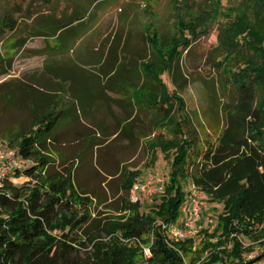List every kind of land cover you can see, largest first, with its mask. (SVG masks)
I'll use <instances>...</instances> for the list:
<instances>
[{"label":"trees","instance_id":"obj_1","mask_svg":"<svg viewBox=\"0 0 264 264\" xmlns=\"http://www.w3.org/2000/svg\"><path fill=\"white\" fill-rule=\"evenodd\" d=\"M211 1L195 16L187 15L191 5L179 3L175 37L161 41L151 31L155 59L142 71L160 91L145 96V106L158 120L155 127L169 136L159 133L149 144L153 164L159 149L170 165L160 197L132 203L130 191L142 173L128 170L119 215L95 214L93 199L75 185L73 165L49 171L50 139L63 112L32 111L29 129L4 140L23 163L0 188V264L254 263L256 258L248 259L253 248L243 240L264 247V0H243L227 9L222 0ZM221 16L225 22L218 27L214 67L225 83L224 127L213 141L195 125L185 99L177 91L169 94L162 76L182 71L184 53ZM50 21L49 28L46 19L30 37H53L74 23ZM19 27L16 17L6 15L0 35L6 38ZM7 73L1 61L0 77ZM22 177L25 183L14 184ZM194 188L222 207L217 223L212 231L201 229L197 238L168 240L158 222L176 223ZM142 246L151 248L150 258Z\"/></svg>","mask_w":264,"mask_h":264},{"label":"rangeland","instance_id":"obj_2","mask_svg":"<svg viewBox=\"0 0 264 264\" xmlns=\"http://www.w3.org/2000/svg\"><path fill=\"white\" fill-rule=\"evenodd\" d=\"M51 1L50 6H47L44 0H0V23L6 15H11L17 18L20 26L16 32L7 33L6 38L0 35V63L2 61V65L8 70L6 75L0 77V139L7 141V138H15L29 129L32 111H47L57 102L59 108H65L66 111L50 139L49 171H61L73 165L75 185L81 193L93 199L97 207L95 214L100 212L102 217L119 215L124 196L123 176L128 170L140 171L142 174L138 180H144L149 174H158L164 181L168 178L169 162L158 149L157 160L153 164L149 144L159 133L169 136L160 127H155L157 119L153 111L137 107L132 113L121 112V99L102 89L101 70H115L118 62L125 61L128 64L127 61H130L132 68L127 67L126 70L124 67L123 70L122 67L120 78L126 81V91L135 95L134 85L139 84L132 82L131 78H138L136 74L140 71V62L154 59L152 48L142 31V24L146 22L145 26L150 25L159 34L161 41L171 39L178 33L176 13L179 3L181 5L183 2V7L191 5L193 9L187 15L195 16L209 8L212 1L110 0L102 9L101 19H97L95 23L98 27V34L94 33L96 37L92 38L89 34L84 37L83 32H80L73 42L72 35L76 33L70 32L65 33L62 42L52 37L50 40L45 37L31 39V32L37 30V27H44L47 19L45 16L37 17V14H46L49 8L66 12L71 10L69 3L62 0ZM242 1L222 0L223 9L237 7ZM224 22L221 16L219 23L209 25L208 33L202 34L189 51L184 53L182 71L175 74L176 77L168 74L162 76L169 94L177 91L185 99L187 113L191 115L195 125L201 127L200 130L210 135L213 141L224 127L225 83L214 67L218 59L215 53L218 27ZM89 42L91 47L87 49ZM118 44L119 48L124 44L121 50L127 56L113 53L116 60L114 67L99 66L105 56L104 64L106 63L111 55L110 51L113 47H118ZM58 47L63 58L57 56L54 61L53 56L57 54ZM85 48V54L91 56V61L98 60L97 67L83 66ZM49 49L52 51L49 52ZM141 77L142 75L140 79L146 80L144 76ZM142 87H145V91L142 90L140 95L144 96L148 95L147 89L150 92L160 91L158 85L145 81ZM116 89L121 90L120 87ZM75 94L90 102L85 107L87 111L79 115L67 111L74 102ZM79 97L75 99L83 103ZM19 161L20 164L23 163L20 158ZM25 182L26 178L22 177L16 179L14 184L21 186ZM153 190L155 193L152 196H144L149 204L162 194L157 193L160 191L157 184L153 186ZM201 199L202 219L196 228L199 231H212L222 207L211 205L204 195ZM189 216L187 202L176 223L180 224ZM160 223L162 222L159 221L158 225ZM243 243L253 248L248 259L256 258L253 264H264V247L247 240H243Z\"/></svg>","mask_w":264,"mask_h":264},{"label":"crops","instance_id":"obj_3","mask_svg":"<svg viewBox=\"0 0 264 264\" xmlns=\"http://www.w3.org/2000/svg\"><path fill=\"white\" fill-rule=\"evenodd\" d=\"M109 1L110 0H62V2L69 3L71 5V10L69 12L59 10L58 8H57V10L49 8L46 12V16H47L46 18L48 19V22H47L48 28L51 25V21H50L51 19L54 21L55 20L62 21L63 24H67L69 22H74L71 26H69L65 30L59 32L57 35H54L52 38H54L56 41L59 40L60 42H62L65 33H70V32H71V34L76 33V34L72 35L73 42H75V40L78 38L77 33H80V32H83L84 37L86 34H89L90 36H92V38L96 37L97 35L95 36L94 33L98 34V31H96V29H98V27L96 26L95 23L97 22V19L98 20L101 19L102 15H103L102 9H103V7H105L106 5L109 4ZM51 2H52L51 0H47L46 1L47 6H50ZM77 20H81V21H77ZM122 23H125V22L123 21ZM145 23L142 24L144 27V30H142V31L144 33V36L146 35V41L148 42V45L152 48L149 40H150V37L152 36L151 31H155V30L152 29L151 27H149L150 25L145 26L146 25ZM68 38H70V36ZM47 39L50 40V37ZM97 39H99V38H97ZM61 45L62 44H59V46H61ZM122 46L119 48V44H118V47H113V50L110 51L111 55L109 54L110 56H109L108 60L106 61V63L104 64L107 56H105L103 61L100 62L99 66L106 65L108 67H114V62L116 61L114 58V54L115 55L123 54V55L127 56L124 53V51L121 50ZM90 47H91V42H89V44L87 45L86 48L89 49ZM86 48L84 49L83 56H82L83 57L82 60L84 61L83 66L97 67L98 60L97 61H91L90 60L91 56L89 57V55L85 54V51H87ZM51 51H52V49H49V52H51ZM152 51H153V49H152ZM56 53L57 54H55L53 56L54 61H55L57 56H60L61 58H63L61 49L59 47L56 49ZM153 56H154V52H153ZM154 59H155V57H154ZM148 62H150V60H148L146 62H140L141 63L139 66L140 71L138 72V74H136V75H138V78L136 79L135 76H133L131 78L132 82H137L139 84V85H137V84L134 85V87L136 88L135 95H132L131 93L126 91V88H125L126 81H124L122 78H120L121 77L120 71H121L122 67H123V70H124V67L126 68V70H127V67L132 68L133 65L130 64V61H127L128 64H126L125 61L118 62L116 65L117 69H115V70H111V71H107V72L101 70V72L103 74L102 75L103 76L102 77V81H103L102 89H105L107 94H110V95L112 94L115 96V98L119 97L121 99L120 100L121 106H119L121 108V112L132 113L137 107H139V108L144 107V109L146 108L147 111L150 110L148 107L145 106V96L143 94L140 95L142 90L145 91V87H142L143 82L145 81L146 83L150 84V82L147 81L148 78H146L144 76L143 71H142L143 64L148 63ZM134 63H136V62H134ZM67 67H69V66H67ZM140 75H142L141 78H143V76H144L146 78V80L140 79ZM135 80H137V81H135ZM117 87H120L121 90L119 91V89H116ZM147 91H148V95L146 96V98H148L149 94L151 93L148 89H147ZM73 97H74V102L71 103L70 108L69 107L67 108V111L72 112L75 115L76 114L79 115V114H82L84 111H87L85 107L87 106V102H89V101L86 102V100H84L81 96L79 97V95H77V94H75ZM77 97L81 98L83 103L80 100L75 99ZM53 108L56 109L57 112H63V114H65L66 109L65 108H59L57 102L54 103ZM126 131H127V129H126Z\"/></svg>","mask_w":264,"mask_h":264},{"label":"built area","instance_id":"obj_4","mask_svg":"<svg viewBox=\"0 0 264 264\" xmlns=\"http://www.w3.org/2000/svg\"><path fill=\"white\" fill-rule=\"evenodd\" d=\"M20 166L21 164L15 150L11 149L4 140L0 139V188L7 175L14 172L15 168ZM164 182L163 178L158 174H149L144 180L136 181L130 191V201L136 203L142 196H152L155 193L153 186L156 184L159 185L160 190L157 193H162ZM201 198L202 194L199 190L194 188L188 201L190 210L189 218L185 219L180 224H159L162 225L168 234V240L178 242L197 236L199 230L196 227L202 219L203 211ZM142 249L146 258L152 256L149 246H142Z\"/></svg>","mask_w":264,"mask_h":264}]
</instances>
